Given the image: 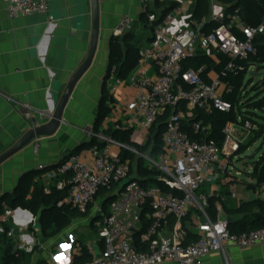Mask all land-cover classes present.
Here are the masks:
<instances>
[{
	"label": "built area",
	"instance_id": "2783aa9c",
	"mask_svg": "<svg viewBox=\"0 0 264 264\" xmlns=\"http://www.w3.org/2000/svg\"><path fill=\"white\" fill-rule=\"evenodd\" d=\"M4 2L11 18L49 10L48 0ZM149 4L150 0H143L142 12L148 17L152 38L140 48V73L126 80L136 90L134 120L142 130L149 133L158 119L168 114L162 135L163 151L156 158L148 154L142 156L150 168L159 171V180L169 189L159 185L143 186L133 177L130 162L121 160L111 149L112 145L128 147L103 134L97 137L105 141L106 146L91 147L89 158L74 154L49 169L39 165L46 180L59 179L58 187L68 188V195L59 206L69 205L85 213L98 202L101 190L116 195L106 208L102 200L96 205L94 225L103 246L87 245L92 258L85 264H199L211 253H226L230 246L247 248L264 244V226L233 233L228 219L213 220L206 212L209 198L215 194L213 186L231 172L234 157L259 129L258 125L249 119L243 123L228 122L223 128L222 145L210 137L211 130L202 121L193 122L195 138L183 129L184 120L193 118L194 110H232V103L225 98L235 89L231 79L255 67H247L243 62L256 55L255 41L264 34V22L247 24L239 10L226 13L225 7L219 4H213L211 13L200 19L194 18L192 12L183 13L180 6L161 17L150 11ZM131 22L128 16L123 17L114 37H123ZM198 54L214 58L215 67L210 69L204 64L186 69V59ZM241 91L245 94L243 85ZM27 117L33 120V127L41 124L33 112H28ZM116 129L121 126L117 125ZM39 146L37 138L35 150ZM207 183L212 190L204 193L202 188ZM147 205L152 209L150 224L140 236L146 247L139 250L134 245V235L142 228V215ZM195 209L203 220L194 231L196 240L190 241L185 219ZM17 210L24 211L19 207L0 213V235L15 236L9 226ZM171 219L175 221V228L166 232ZM34 221L31 218L25 225ZM17 246L26 252L34 250L32 242L24 241ZM77 250L81 252L82 246Z\"/></svg>",
	"mask_w": 264,
	"mask_h": 264
},
{
	"label": "crops",
	"instance_id": "0c3cea01",
	"mask_svg": "<svg viewBox=\"0 0 264 264\" xmlns=\"http://www.w3.org/2000/svg\"><path fill=\"white\" fill-rule=\"evenodd\" d=\"M48 1L47 13L11 18L4 0H0V155L33 128L34 123L27 117L28 112H33L41 124L48 122L46 114L55 109L52 100L56 97L60 99L71 77L88 56L93 28L91 0ZM167 1H177L186 14L192 12L195 0ZM99 3L100 36L97 54L65 109V122L54 135L38 138L40 146L37 150L33 140L0 166V201L6 194H13L25 173L40 170L41 164L52 168L73 151L89 158L90 147L87 143L99 134L109 137L108 130L116 129L117 125L124 130H132L131 141L141 145L148 142L146 134L149 133L142 130L134 120L135 88L127 80L118 83L114 72L109 73L111 41L123 17L131 19L127 32H132L141 41V46L152 38L150 28L142 20L143 0H99ZM149 5L158 14L163 10L156 5V0H150ZM140 71L137 66L131 75H138ZM103 92L108 96L106 99H103ZM57 103L55 101V105ZM103 103L109 111L96 128ZM122 148L125 147L111 146L114 155H119ZM149 151L146 154L150 155ZM138 160L132 165L133 177L138 176ZM38 178L44 184H56L55 180L44 178V171ZM224 179L213 186L214 196L225 203V208L217 203L219 218L228 219L231 227L237 229L243 218H249L251 222L264 208V182L259 183L254 176L255 184L252 186L255 193L239 195L235 193L234 184H228L233 180ZM210 189L212 186L207 183L202 191L207 193ZM254 200H259L262 205L256 204L241 213L231 214L228 211ZM93 206L89 212L92 219H95L96 207ZM23 210L15 211L9 227L15 231V236L11 237L15 246L24 241L32 242L34 247L38 246L35 252L42 250L39 254L34 253L32 264H71L72 255L80 253L77 247L98 245L99 238L88 235L89 228L93 227L92 220L84 231L68 228L64 237H47L39 217ZM28 212L33 214L35 221L26 226L31 220ZM193 212L200 216L202 222L200 212L197 209ZM174 222L171 219L166 232L174 230ZM186 226L196 231L198 224H192L187 219ZM56 240H59V245L54 247ZM199 264H264V244L247 248L230 246L226 253H211L202 258Z\"/></svg>",
	"mask_w": 264,
	"mask_h": 264
},
{
	"label": "trees",
	"instance_id": "16d2710c",
	"mask_svg": "<svg viewBox=\"0 0 264 264\" xmlns=\"http://www.w3.org/2000/svg\"><path fill=\"white\" fill-rule=\"evenodd\" d=\"M212 0H195L192 9V15L194 18L200 19L204 16H208L212 11ZM226 10V13H234L239 10V14L242 20L250 25H258L264 22V0H218ZM156 5L163 10L159 14L164 17L167 13L172 11L175 7L179 6L177 1L156 0ZM151 12L157 13L154 10ZM158 14V13H157ZM142 20L146 23V26L150 28L148 17L146 14H142ZM237 33L238 30L235 29ZM140 40L135 38L132 32H127L123 37H114L111 41V55L109 62V73L114 72L117 80H126L131 73L137 68L140 59ZM255 46L257 53L249 60L244 61L245 66H264V34L260 35L256 41ZM208 65L209 68H214L216 62L214 58L205 54H198L195 57H188L184 62L185 68H198L201 65ZM219 68H216L218 70ZM242 73L239 77L231 79L235 84L233 93L226 95L233 108L230 112H222L219 110H213L211 112L203 110H195L194 117L184 120L183 129L190 137H197V133L193 128L194 121H202L203 124L210 128L211 138L217 141L219 145H222L224 141L223 128L228 122L243 123L246 119L253 121L258 125L259 129L256 130L253 136L247 143L241 146L239 153L243 152L249 146L253 145L259 138L264 135V116L259 113H264V96L248 98L245 94H242L241 86L244 82V75ZM207 79V77H205ZM106 92H103V99H106ZM184 106V104H183ZM108 106L104 103L101 105V110L96 122V128L103 121L108 114ZM168 114L161 116L156 125L151 129L150 136L146 145H141L131 141L132 130L127 129H109L108 135L113 140L120 142L128 148H122L119 157L123 161H129L131 165V172L133 170L132 165L137 158L138 160V176H134L143 186L150 187L152 185H159L164 189H169L164 186L163 182L159 180V171L155 168H150L146 164L145 159L141 157L142 154H146L145 150H150L149 154L156 158L163 151L162 135L167 126ZM89 147L98 146L103 148L106 146L105 141H101L97 136H93L90 143H87ZM131 149L136 150L133 152ZM76 151L71 152L74 155ZM140 155L139 157L137 156ZM67 156V157H69ZM66 157V158H67ZM49 169V168H47ZM44 170H31L25 173L13 194H6L0 201V213H4L6 210H12L16 208H22L32 212L35 216L39 217V222L44 234L47 237H54L62 229L66 228L71 221L78 218H85L88 212H80L77 209L69 206H59V202L68 195V188L60 189L58 187L59 179H55L56 184H44V182L37 180L41 176ZM254 176L257 177L258 182H264V154L257 162V167L254 168ZM54 181V180H53ZM115 194H111L105 190H101L97 199L102 198L103 206L106 208L108 203L116 198ZM100 200V201H101ZM217 203L225 208V203L219 200L216 196L209 198L208 206L206 207L207 214L213 219L219 218ZM256 204L260 206L259 200L250 201L248 203H242L237 209H228L229 213H241L246 208L252 207ZM92 207V206H91ZM90 210V209H89ZM152 209L147 205L142 215V228L134 235V245L139 250L145 249V244L141 243L140 236L147 230L150 224V214ZM199 213V212H198ZM201 215V214H200ZM202 216V215H201ZM203 217V216H202ZM189 220L192 224H199L201 222L200 216L196 212H191L185 219V227L188 230V237L190 241L196 240L197 234L186 226V220ZM95 219H92V225L94 226ZM239 228L231 227L229 229L233 233L248 232L253 229L264 226V208H261L260 213L254 216L253 221H249V218H243L240 222ZM8 229V228H7ZM7 241H13L12 238L6 234L0 235V252L1 248L5 247ZM3 245V246H2ZM10 245V244H9ZM98 245L103 246L101 240L98 241ZM15 246L11 244L4 249L3 261L0 264H20V258L30 257L33 253L26 252L24 250L17 249L14 254L9 253L10 247ZM92 258V254L88 251L87 245H82V250L79 254L72 255L71 264H85Z\"/></svg>",
	"mask_w": 264,
	"mask_h": 264
},
{
	"label": "rangeland",
	"instance_id": "374dc122",
	"mask_svg": "<svg viewBox=\"0 0 264 264\" xmlns=\"http://www.w3.org/2000/svg\"><path fill=\"white\" fill-rule=\"evenodd\" d=\"M211 5L213 4H218L219 1L218 0H212L211 1ZM146 43H144L142 46L147 45V41H145ZM214 57L216 59H218L219 57L214 54ZM251 71H255L258 73L257 76H251ZM243 89L245 90V95L248 98H253V97H263L264 96V66H255L254 68H252L250 71H248L245 75H244V82H243ZM222 91H220L221 93ZM260 115L264 116V113H259ZM150 132L149 134H146V139H150ZM261 144H264V136L259 138L253 145L249 146V148L245 149L243 152L238 153L236 155V157H234L233 159V163L230 166V171L229 173H227L224 178L225 179H230L233 181H230L228 184H234L235 186V193L239 195H244L246 193H255V189L254 186H252L253 184H255V180H254V168L257 167V161L261 158V156L264 154V148L263 150L255 157L254 160H250L248 158V156L256 149L258 148ZM145 152H148V150H145ZM137 156L139 157L140 155L137 154ZM146 164H148V162L145 160ZM224 179V180H225ZM102 198L98 199V202L96 204H94L96 207V205H98L100 203V200ZM91 220L92 217L90 216V212L88 213V215L85 218H79L76 220L71 221V223L66 227V229H62L56 236L57 237H64L66 236V232L67 230H69L68 228H77V230H82L84 231L85 229H87L88 225L91 224ZM88 235H90L91 238H99L98 236V232L96 227H90L88 230ZM55 237V236H54ZM14 241H7L5 243V247L10 246L11 244H13ZM10 244V245H9ZM18 245V244H17ZM12 246L10 247V251L9 253L14 254L16 252V250L18 249V246ZM59 245V240H56L55 242V246ZM3 246V245H2ZM5 247L1 248V252H0V262L3 261V255H4V249H6ZM38 246L34 247L33 250V254L30 257H19L20 258V264H32L33 263V258H34V253L39 254L42 252V250H38L35 252V248H37ZM53 247V248H54Z\"/></svg>",
	"mask_w": 264,
	"mask_h": 264
},
{
	"label": "water",
	"instance_id": "95a60500",
	"mask_svg": "<svg viewBox=\"0 0 264 264\" xmlns=\"http://www.w3.org/2000/svg\"><path fill=\"white\" fill-rule=\"evenodd\" d=\"M91 3L93 28L91 44L86 60L71 77L60 99L56 97V99L52 100V105L53 107H55V109L52 113L46 114V116H48L49 118L48 122H45L28 130L16 144H14L6 152L1 154L0 166L7 160H9L11 157L19 153L21 150H23L25 147H27L33 140L41 137L54 135L59 130L61 125L65 122V109L68 106L79 81L85 76V74L89 71L90 67L92 66L98 50L100 36V3L99 0H91ZM257 75V72H251V76ZM55 101H58L57 105H55ZM263 148L264 144H261L248 156V158L250 160H254L255 157L263 150ZM126 183L127 182H125L124 184ZM28 214L31 218H33L32 213L28 212Z\"/></svg>",
	"mask_w": 264,
	"mask_h": 264
},
{
	"label": "snow or ice",
	"instance_id": "6c2138e0",
	"mask_svg": "<svg viewBox=\"0 0 264 264\" xmlns=\"http://www.w3.org/2000/svg\"><path fill=\"white\" fill-rule=\"evenodd\" d=\"M63 247V246H62Z\"/></svg>",
	"mask_w": 264,
	"mask_h": 264
}]
</instances>
